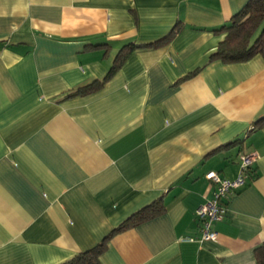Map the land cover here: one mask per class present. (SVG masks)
Returning <instances> with one entry per match:
<instances>
[{
  "label": "crops",
  "instance_id": "0c3cea01",
  "mask_svg": "<svg viewBox=\"0 0 264 264\" xmlns=\"http://www.w3.org/2000/svg\"><path fill=\"white\" fill-rule=\"evenodd\" d=\"M248 1L0 0V264H60L156 199L102 264H258L264 56L210 58ZM245 152L216 237L185 239L214 196L205 173L234 178Z\"/></svg>",
  "mask_w": 264,
  "mask_h": 264
},
{
  "label": "trees",
  "instance_id": "16d2710c",
  "mask_svg": "<svg viewBox=\"0 0 264 264\" xmlns=\"http://www.w3.org/2000/svg\"><path fill=\"white\" fill-rule=\"evenodd\" d=\"M221 29L224 32L223 37L218 42L216 50L210 55V58H218L223 62H235L247 60L256 54L264 56V0H249L239 12L233 15L231 22L222 26ZM136 45L138 44L128 43L119 49L114 63L103 80L95 79L77 86L67 92V95L87 93L98 87L121 64L127 53ZM163 210L161 199L146 204L122 220L96 244L79 251L60 264H102L100 255L106 249L107 241L111 235L150 219L163 212ZM255 256L258 264H264V242L255 248Z\"/></svg>",
  "mask_w": 264,
  "mask_h": 264
},
{
  "label": "built area",
  "instance_id": "2783aa9c",
  "mask_svg": "<svg viewBox=\"0 0 264 264\" xmlns=\"http://www.w3.org/2000/svg\"><path fill=\"white\" fill-rule=\"evenodd\" d=\"M239 157V170L234 178L222 177L213 169L208 170L205 173L206 178L215 185L214 196L212 199H209L205 203L199 205L196 209V214L200 220L199 236H185V239L205 240L214 239L216 237L217 232L212 228V221L223 217L225 212L224 200L233 190L245 182L250 165L255 159V153L245 152L240 154Z\"/></svg>",
  "mask_w": 264,
  "mask_h": 264
}]
</instances>
